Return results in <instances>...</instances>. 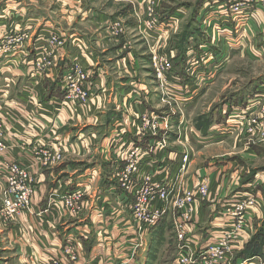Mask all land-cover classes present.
Masks as SVG:
<instances>
[{
	"label": "crops",
	"instance_id": "obj_1",
	"mask_svg": "<svg viewBox=\"0 0 264 264\" xmlns=\"http://www.w3.org/2000/svg\"><path fill=\"white\" fill-rule=\"evenodd\" d=\"M129 1L118 15L110 17L89 7L87 0H0V44L11 32L25 35L15 48L7 47L0 55V123L9 145L3 159L31 166L38 147L57 145L64 150L59 164L31 167L35 181L31 209L11 222L0 218V264H49L51 258L67 264L126 263L138 230L130 213L133 199L119 187L116 176L126 167L125 158L132 149L139 150L141 172L150 175L154 184L165 186L170 200L182 197L198 181L209 180L206 200L192 204L188 230L195 252L229 231L227 204L245 193L256 198L234 243L232 262H264L259 257L235 258L264 221V166L253 167L257 160H264V78L243 87L219 109L216 105L207 114L212 117L211 127L206 133L198 131L184 115L192 99L180 98V87L173 90L174 98L165 96L150 62L151 54L163 55L177 72L173 61L180 55L177 44L187 20L181 28L180 22L188 16L190 3L168 8L162 4L166 0ZM221 1L204 0L202 6ZM149 6L160 18L174 10V22L161 20L155 32L146 34L138 17ZM202 6L196 22L204 15ZM218 10L210 5L206 11L210 21L205 29L210 36L205 44L200 32L186 40L184 52L194 48L200 55L201 49L210 50L213 61L198 68L212 76L228 65L230 52L241 49L248 58L264 59V9L230 20ZM115 23L118 29H113ZM52 35L58 44L46 47ZM46 55L51 57L43 62ZM76 62L87 74L84 85L89 97L84 103L68 100L63 84ZM213 82L192 86L190 93L180 91L184 96L198 91V97ZM260 91L263 101L248 107ZM172 106L181 110L176 112ZM144 114L159 120L160 131L155 136L139 133ZM183 152L190 157L184 172L180 170ZM5 188L0 172V202ZM78 188H86L83 204L78 214H72L53 193ZM177 215L166 209L145 234V249L129 264H146L148 254L155 255L157 246L169 243L168 234L178 255L173 231ZM68 245L75 247L76 262L71 263L64 253Z\"/></svg>",
	"mask_w": 264,
	"mask_h": 264
},
{
	"label": "built area",
	"instance_id": "obj_2",
	"mask_svg": "<svg viewBox=\"0 0 264 264\" xmlns=\"http://www.w3.org/2000/svg\"><path fill=\"white\" fill-rule=\"evenodd\" d=\"M214 5L218 8L220 16L227 20L234 19L241 14H248L253 9H264V0H222L217 3H206L205 6ZM172 15L166 19L165 24L172 20ZM161 18L154 7L149 6L143 16L138 17L140 28L146 33L155 32L161 25ZM170 24V25H171ZM118 23L113 24V29H118ZM25 39L21 33L11 32L0 44V55L7 51V47L15 48ZM58 44L56 36L52 35L46 42V47H53ZM201 54L197 55L194 48L186 51V62L184 73L188 80L182 83V79L175 75L172 65L168 58L159 54H151L150 62L154 77L160 91L169 98H174L173 90L187 91L190 86L202 84L209 81L212 76L209 72L206 76L205 71L198 67L205 64L207 60L213 59L210 51L201 49ZM51 55L43 56V62ZM73 70L64 77V89L66 98L78 103H84L89 93L84 85L87 74L76 62ZM203 79H206L203 81ZM248 107H251L258 101H263L262 91L257 93ZM262 113L264 115V106ZM243 122V121H242ZM249 125L252 124L247 119ZM167 128V127H166ZM160 131V122L158 119L151 118L148 114L142 116V126L139 129L141 134H151L155 136ZM161 143V146H164ZM9 145L5 140L4 124L0 123V172L5 178L6 188L0 202V218L5 222H11L20 216L23 212L31 209V201L34 194V179L30 173L31 167L40 169L62 160L64 155L63 147L52 146L49 149L38 147L34 150L33 163L31 166L20 164L18 161H5L4 154ZM139 150L132 149L126 156V167L117 174L119 187L133 199L130 207L131 217L136 223L138 230V240L133 246L131 254L124 264L133 263L139 256V252L145 249L144 238L147 231L161 220L166 213V209L171 208L177 211L178 215L173 221V231L179 243L178 255L171 264H234L233 254L235 252V242H237L240 233L247 224V216L256 205V198L250 194H243L240 198L231 201L224 208V212L230 219L231 227L216 242L207 245L204 249L196 251L191 248L189 242V228L192 216V204L197 200L199 202L206 200L209 194V180L198 181L192 189L183 193L182 197L170 200V193L165 186L151 182L150 175H144L138 162ZM190 160L188 152H183L181 156L180 170L184 172ZM85 189H75L71 192L59 194L53 193L54 198H59L64 207L72 214H78L81 211ZM161 204L160 206L158 204ZM65 255L70 262L77 261L75 247L68 245L64 250ZM245 263V262H243ZM49 264H67L59 258H51Z\"/></svg>",
	"mask_w": 264,
	"mask_h": 264
},
{
	"label": "rangeland",
	"instance_id": "obj_3",
	"mask_svg": "<svg viewBox=\"0 0 264 264\" xmlns=\"http://www.w3.org/2000/svg\"><path fill=\"white\" fill-rule=\"evenodd\" d=\"M196 1L197 0H166V2H162V4L163 3L166 4L168 8L171 7L174 8V7H180L182 3H190L191 7H190V11H188V16L183 21L181 20L180 22L181 24L180 28H181L184 22L187 20V23H185L184 28L182 29L185 30L186 26L190 24L192 17L193 16L194 18L197 17L198 12L200 11L199 8L197 15L195 16L194 14L192 16L193 14L192 6L195 4ZM131 2L129 0H118V1L117 0H87V5L95 10L98 9L103 10L105 14H109L110 17H112L114 15H118L120 10H122L124 7H127V5L131 4ZM205 4L202 6V10H204V15L198 18L199 21L197 22L198 23L197 26L201 33V36L199 35V38H201V42L203 41L204 44H205V39H207L210 36V34H208L207 30L205 29L207 25L209 26V21H210L209 20L210 15L206 12L209 10V6H205ZM209 13H211V11H209ZM240 47L242 46L240 45ZM241 50L236 53L233 51L229 53L228 65L224 66L222 70H218L217 73L212 75V78L210 79V82L214 80L212 85H207V86L205 85V87L202 85V87L204 88H202V90L200 89L201 91L199 90L200 93L198 97H195L198 91L191 93V95L190 94L186 96L182 95V92L190 93L192 90L191 89L192 86H190L187 91L184 90H182V92L180 90L178 91L180 94L179 95L180 98L183 99L184 97L187 99H192L193 101V104H190L189 107L187 109L185 108L184 111L185 118L189 124L196 123L197 119L200 116L207 115L210 110L215 109L214 107L216 105L217 106L220 105L218 107L219 109L222 106V102L230 99L232 95H236V93L239 92L243 87L248 85L251 86L252 83H256L258 80L264 78V59L257 61L255 59L248 58L245 50L244 49ZM255 54H256L255 56H258L257 53ZM205 75L207 76L208 74ZM205 80L206 79H203V81ZM206 83L207 81H205L202 84H206ZM172 108L176 112L181 110L173 106ZM60 162L61 160L52 165L55 164L57 165ZM260 166H264L263 159L260 161L257 160L253 164V167H260ZM168 235L170 238L169 243L167 244L162 243L161 247L157 246V250L154 251L155 255L148 254L146 264H171L173 258L175 257L176 247L174 240L171 238V235L170 234ZM139 260H141V257H139ZM260 264H264V262L261 261Z\"/></svg>",
	"mask_w": 264,
	"mask_h": 264
},
{
	"label": "trees",
	"instance_id": "obj_4",
	"mask_svg": "<svg viewBox=\"0 0 264 264\" xmlns=\"http://www.w3.org/2000/svg\"><path fill=\"white\" fill-rule=\"evenodd\" d=\"M203 1L204 0H199L197 7L193 10L192 16L194 14L195 16L197 15L198 9L201 8ZM173 13H174V10L170 11L169 15L171 16V14ZM169 15H167L166 18H161V20L166 21ZM196 19L197 18L196 17L194 18L193 16L190 24L186 26L185 30L180 35L178 39V44H177L179 51H180V55L178 58H176L173 61L174 67L177 68V72L174 71L175 72L174 74L178 75L185 82L188 80V78L186 77L184 73V67H185L184 65L186 61V52H184L185 43L189 36L198 35V32H200L197 27L198 23L196 22ZM178 68H179V71H178ZM210 116L211 115H205V116L203 115L197 119L195 123V127L198 131H201L203 133H206L208 131V129L211 127L212 122H213L212 117ZM263 248H264V221L262 222L261 226L258 228L257 232L252 236V238L245 245L244 249L241 252L236 254L235 258L239 261H247V260L257 258V257L264 258Z\"/></svg>",
	"mask_w": 264,
	"mask_h": 264
}]
</instances>
